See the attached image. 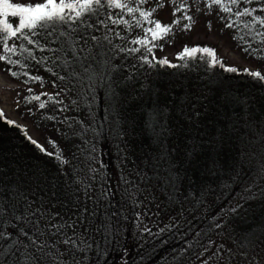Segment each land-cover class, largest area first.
Segmentation results:
<instances>
[{"label": "trees", "instance_id": "trees-1", "mask_svg": "<svg viewBox=\"0 0 264 264\" xmlns=\"http://www.w3.org/2000/svg\"><path fill=\"white\" fill-rule=\"evenodd\" d=\"M188 2V14L200 7L206 14L204 0ZM244 6L259 9L264 0ZM206 16L221 37L248 54L233 39L235 29L225 27L223 13L214 8ZM124 18L131 21L127 15ZM185 23L189 22L180 24ZM141 29L116 27L125 39L113 36L112 45L139 47L131 41L143 36ZM184 41L172 33L153 54L164 58L160 55L170 45L172 60L167 59L180 65L176 54L185 45L216 49ZM34 55L52 54L35 51ZM77 55L83 58L87 51ZM108 56V65L100 56L91 61L93 71L87 74L73 61L79 77L54 59L38 63L12 56L27 65L24 68L0 61V73L15 83H49L52 89H61V99L51 96L48 108L57 111L67 102L82 108L85 121L77 125L91 128L95 136L93 147L79 146V138L73 150L56 134V151L64 161L60 163L52 147L53 152L46 150L51 156L40 152L23 127L0 119V204L5 209L4 230L12 234L7 242L0 241V247L7 248L21 226L29 230L23 221L11 219L13 215L40 209L53 224L73 222L71 214L81 216L82 225H74L75 236L78 242L84 239L81 247L91 248L75 255L80 260L86 256L84 264H264V82L245 74L248 68L236 67L238 73H229L219 66L209 69L201 61H190L186 68L151 67L140 59L141 53L117 50ZM248 56L252 64L264 66V59ZM148 58L152 60L151 55ZM82 62L87 66L90 61ZM8 69L28 76L13 77ZM30 76L41 80L30 81ZM46 125L54 127L48 120ZM107 189L111 194L101 198ZM125 189H134L136 195ZM46 223L41 221V227ZM64 233L72 236L73 228L56 236L46 231L41 239L56 243ZM220 245L224 247L217 258L213 253ZM58 247L65 251L62 243ZM22 251L14 247L0 264L18 258Z\"/></svg>", "mask_w": 264, "mask_h": 264}, {"label": "snow or ice", "instance_id": "snow-or-ice-1", "mask_svg": "<svg viewBox=\"0 0 264 264\" xmlns=\"http://www.w3.org/2000/svg\"><path fill=\"white\" fill-rule=\"evenodd\" d=\"M148 2L149 0H42V2L36 3H16L13 0H0V46H2L0 61H5L11 65L19 64L21 68H24L27 65L20 60H13L12 56L19 54L24 60H36L38 63L54 59L66 69H73L70 73L71 76L79 77L80 74L74 70L73 61L79 62L83 72L87 74L93 71L91 61H95L97 56L102 58L101 62L103 64L108 65L111 60L108 53L115 54L118 50L126 54L141 53L140 59L151 67L158 64L161 67L186 68L189 66L190 61H201L209 69L219 66L229 73L240 71L236 67L225 65L218 56L216 49L208 46L188 47L185 45L176 54V59L182 62L180 65L172 64L166 57L157 59L153 54V50L161 46L160 42L168 38L173 33L174 26L180 25L181 21H188L189 23L183 24V30H190L193 17L188 14V0H169L173 7L172 15L174 19L170 24H164L154 19L156 8H145ZM255 2L258 3L259 0H255ZM253 3L254 0H204V7L207 10L206 14L211 13L214 8L223 13L221 18L226 21L225 27L236 31L233 39L244 45L243 50L249 55L264 59V55H261L264 52V31H262L264 29V15L256 14L258 11L264 12V6L259 9L250 6L241 7L242 4L252 5ZM159 7H163V5L158 2L157 8ZM117 9L119 12L113 11ZM178 13L180 15H177ZM101 15L105 18L100 19ZM125 15L131 17V21L125 19ZM13 18L17 21L15 24L11 22ZM109 25L116 27L122 25L126 31H131L133 28H142L143 36L131 41L132 44L139 47L126 48L112 45L113 36L121 40H124L125 37L116 31V27H110ZM98 31L102 33L100 36L94 34ZM109 33L112 35H109ZM41 37L46 43H41ZM17 41L20 43L17 44ZM257 42L261 47L253 48L252 44ZM106 45L110 47H107L105 51ZM35 51L49 52L52 55L38 58L34 55ZM78 51H87V55L81 58L77 55ZM68 54H71V60L67 59ZM149 55L152 56V60H149ZM82 60L90 62L85 66ZM153 61H155V64H153ZM8 71L13 77H19L21 74L28 76L27 72L17 73L12 72L11 69H8ZM243 72L258 82H264V75L259 71L244 69ZM58 79L63 80L65 77L58 76ZM29 80L39 81L41 77L30 76ZM27 82L28 80L25 81V83ZM42 95L48 94L42 93ZM40 99V95L25 97L28 103L40 101ZM52 99L51 96H48V101H52ZM38 107L44 109L46 103L40 102ZM3 118L4 113L0 110V119ZM50 119L52 118L50 117ZM6 122L9 125L15 123L11 120ZM28 139L40 152L50 156L53 155V153L46 152L31 137H28ZM49 143L57 148L54 141H49ZM55 158L60 163H64L58 149ZM93 171L95 170L93 169ZM124 182L129 183L127 180ZM125 193L136 195L134 189H125ZM110 194L111 189H107L101 194V198ZM37 212L40 213L39 217H36ZM4 213L5 209L0 204V241L7 242L8 237L12 234L4 230ZM137 218L139 219V215ZM11 219L23 221L25 225H29V230L21 226L19 235L12 240V243L7 248L0 247V262H3L4 256L10 253L14 247L18 251L19 249H23V251L18 258L14 256V259L8 261L7 264H84V261L87 260L86 256L83 260H80L75 255L76 252L87 251L91 248V245L81 247L85 242L83 238H80L79 242L77 241L74 222L64 221L53 224L48 219V214L40 209L26 211L23 215H13ZM41 221H47V223L41 227ZM66 228H73L74 234L68 236L64 233L56 243L41 239L46 231L50 235L56 236L61 235ZM145 231L150 230L145 229ZM21 237L27 238L28 242L25 243ZM61 243L65 245V251L63 252L58 247ZM209 243L211 244V242ZM223 247V245L218 246L217 252L213 253V256L220 258V250ZM65 256H71V259L66 260L64 259ZM204 264H208V262L205 261Z\"/></svg>", "mask_w": 264, "mask_h": 264}, {"label": "rangeland", "instance_id": "rangeland-1", "mask_svg": "<svg viewBox=\"0 0 264 264\" xmlns=\"http://www.w3.org/2000/svg\"><path fill=\"white\" fill-rule=\"evenodd\" d=\"M167 1L169 0H160L159 3L162 4L163 7H159L158 9V0H149L145 5V8H156L154 19H157L164 24H169L174 19L172 15L173 8L167 3ZM13 2L36 3L42 2V0H13ZM203 10L204 9L200 7L197 12H190V15L195 17L193 18L194 25H191L190 31L187 32L183 30L181 24L174 26L173 33L176 35L177 39H183L186 43L212 45L216 48L218 56L223 58L227 65L260 71L264 75V66L259 62L252 64V59L248 54H242L236 47L229 44L224 37H221L217 33L218 27L213 22L209 24L211 20L207 19ZM184 33L186 36H184ZM173 50H171V46L168 45L160 56L172 60ZM29 89H31V91H29ZM42 93H47L48 95H42ZM63 93V98L65 96L67 97L68 94L65 95V92ZM33 95H40V101L28 103L25 100V97H31ZM61 95V89L57 88L54 90L50 87L49 83H45L42 86V84L37 82L28 86L21 83H15L0 73V110L3 111L6 119L14 121L15 124L23 127L28 137L37 141V143L45 150L50 152H53L52 150L56 151V148H54L49 141H54L55 145L59 147L56 144L57 135L62 136L65 142L67 144L69 143L73 150L75 142L79 138V146H82L83 144L87 145L88 143L90 147H93L95 136L93 137L91 128L89 131V128H85V125H77L78 123L85 121V115L83 114L84 111L82 108L80 109L78 106L71 107L70 103L66 101L67 99L65 100L67 103L60 105L57 111H52V109L48 108L50 106L48 105V102H50L49 104L53 103L52 101H48V96L59 99ZM40 102L46 103L44 109L38 107ZM50 117L52 119H50ZM47 120L51 127L54 126L52 127L53 129L46 125ZM86 125L88 127V124ZM70 217L75 226L80 227L82 225L83 220L79 214H71Z\"/></svg>", "mask_w": 264, "mask_h": 264}]
</instances>
